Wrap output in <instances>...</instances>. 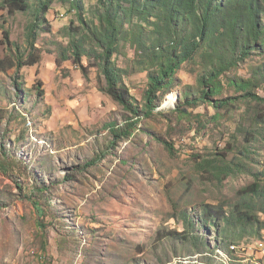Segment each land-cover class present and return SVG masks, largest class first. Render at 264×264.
Wrapping results in <instances>:
<instances>
[{
  "label": "rangeland",
  "instance_id": "obj_1",
  "mask_svg": "<svg viewBox=\"0 0 264 264\" xmlns=\"http://www.w3.org/2000/svg\"><path fill=\"white\" fill-rule=\"evenodd\" d=\"M27 1L25 13L0 7L6 66L29 53L37 0ZM91 2L85 0L86 8ZM44 18L51 33L38 31L39 63L21 68L18 77L17 69L0 71V264H264V213L255 228H262L260 235L236 240L229 251L224 242L218 248L200 215L203 205L228 212L244 187L264 185V103L237 100L221 116L205 102L181 103L188 112L182 118L175 113L177 98L198 78L186 66L177 87L151 116H139L126 137L121 131L132 116L100 91L96 69L85 77L69 61L57 66L68 44L62 30L75 12L55 0ZM126 53L117 59L121 66L131 65L133 52ZM263 64L254 56L240 65L242 74ZM127 82L143 102L145 73ZM255 93L264 98V87ZM239 95L224 92L225 98ZM170 96L176 100L166 106ZM244 148L248 159L235 167ZM213 159L210 168L198 166ZM220 164L232 166V175H217Z\"/></svg>",
  "mask_w": 264,
  "mask_h": 264
},
{
  "label": "trees",
  "instance_id": "obj_2",
  "mask_svg": "<svg viewBox=\"0 0 264 264\" xmlns=\"http://www.w3.org/2000/svg\"><path fill=\"white\" fill-rule=\"evenodd\" d=\"M54 1L37 0L34 22L29 23L27 30L26 60H9L8 66L6 60L0 61V71L17 69L18 77V70L39 63L38 31L51 33V28L44 27V17ZM56 1L68 6V13L75 12V18L62 30L68 44L61 50L57 66L69 61L85 77L91 69H96L100 91L132 116L126 119L127 129L121 135H131L139 116L152 115L164 97L177 87V73L186 66L190 71L194 69L198 78L194 86H187L188 90H183L177 98L175 113L182 118L188 112L181 103L195 106L205 102L218 116L221 109L234 105L237 100L264 103V98L255 93L264 87V64L251 67L247 77L240 66L254 56L264 58V0H93L88 8L85 0ZM0 7L10 15L31 9L27 0H0ZM4 35L9 40L6 32ZM128 50L133 52L129 56L131 60H127L131 65H119L117 59L127 58ZM10 52L16 54L12 48ZM137 72L146 75L140 104L131 95L127 82ZM234 73L237 76H232ZM15 83L20 93L23 84L17 80ZM41 86L40 82L34 86L39 97L43 93ZM226 88L240 95L225 98ZM112 128L119 137L118 127ZM260 139H264V134ZM164 145L173 151L166 142ZM217 156L222 157L219 163L225 161L223 155ZM239 156L235 158L237 163H232L235 167H242L241 158L248 159V149L244 148ZM214 162V159L205 160L198 166L210 168ZM218 167L217 175L229 176L234 171L228 164ZM37 189L44 191L42 187ZM37 211L41 218V210L37 208ZM261 213H264V185L256 181L243 188L228 212L203 205L200 215L202 225L214 230L218 248L224 242L229 251L236 240L260 235L262 228H255L260 224Z\"/></svg>",
  "mask_w": 264,
  "mask_h": 264
},
{
  "label": "bare ground",
  "instance_id": "obj_3",
  "mask_svg": "<svg viewBox=\"0 0 264 264\" xmlns=\"http://www.w3.org/2000/svg\"><path fill=\"white\" fill-rule=\"evenodd\" d=\"M176 97V96H175ZM174 100H176V98L174 99V97L173 96H170V97H168L167 99H166V101H165V105L166 106H170L173 102H174ZM260 247L261 248H263L264 247V243H261L260 244Z\"/></svg>",
  "mask_w": 264,
  "mask_h": 264
}]
</instances>
